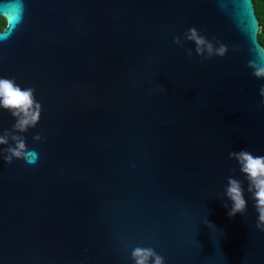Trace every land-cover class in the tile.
Listing matches in <instances>:
<instances>
[{
	"label": "water",
	"instance_id": "95a60500",
	"mask_svg": "<svg viewBox=\"0 0 264 264\" xmlns=\"http://www.w3.org/2000/svg\"><path fill=\"white\" fill-rule=\"evenodd\" d=\"M12 5L0 78L34 88L42 113L23 134L38 162L0 157V264H134L137 246L165 264H264L229 158L264 156L253 0H0V15ZM193 27L227 54L198 56ZM14 123L0 109V134ZM228 177L244 215L227 214Z\"/></svg>",
	"mask_w": 264,
	"mask_h": 264
},
{
	"label": "clouds",
	"instance_id": "9594fccd",
	"mask_svg": "<svg viewBox=\"0 0 264 264\" xmlns=\"http://www.w3.org/2000/svg\"><path fill=\"white\" fill-rule=\"evenodd\" d=\"M13 11L8 16L0 15V21L4 27L0 28V40H7L11 31L15 30L20 23V16L15 11L16 5L10 7ZM10 29L11 31H5ZM184 39L195 44V53L204 59L213 57L223 58L229 51V47L217 42L218 46L201 35L195 27L190 28L185 34ZM215 39V38H214ZM174 43L183 47L182 39L177 36ZM257 47L250 49L253 59L248 60L247 67L252 69V75L257 79H264V44L256 41ZM239 46H233L238 50ZM187 56L192 57V50H186ZM262 98L257 105L258 109H264V85L259 89ZM0 109L11 114L15 123L9 130H4L0 134V157L11 165L13 160H24L29 165H34L39 160V153L34 149H29L26 137L23 135L29 129L35 128L40 121L42 105L36 100L35 89L32 87L21 88L15 78H0ZM35 141H42L43 137L39 134L33 137ZM229 158L234 159L239 166V171L248 182L247 192L254 201V207L258 213L256 228L264 231V156L253 155L250 151H232ZM236 172V168L232 169ZM245 189L243 182L234 177H228L227 186L221 198L227 197L231 201L228 216L234 217L237 214L244 215L247 211V201L244 195ZM228 208L227 203L224 204ZM131 259L134 264H165V258L158 254L151 247L137 246L131 251Z\"/></svg>",
	"mask_w": 264,
	"mask_h": 264
},
{
	"label": "trees",
	"instance_id": "16d2710c",
	"mask_svg": "<svg viewBox=\"0 0 264 264\" xmlns=\"http://www.w3.org/2000/svg\"><path fill=\"white\" fill-rule=\"evenodd\" d=\"M256 15L260 23L259 41L264 44V0H253ZM3 22L0 21V28H3Z\"/></svg>",
	"mask_w": 264,
	"mask_h": 264
}]
</instances>
